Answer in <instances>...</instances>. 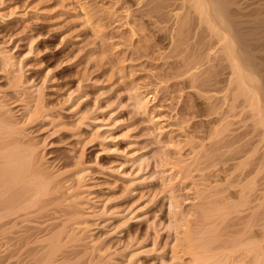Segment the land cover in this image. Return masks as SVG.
Here are the masks:
<instances>
[{
  "label": "rangeland",
  "instance_id": "1",
  "mask_svg": "<svg viewBox=\"0 0 264 264\" xmlns=\"http://www.w3.org/2000/svg\"><path fill=\"white\" fill-rule=\"evenodd\" d=\"M182 8L180 0H0V49L18 63L26 87L38 90L35 96L43 99L50 117L67 128L86 117L81 139L69 131L53 134L49 121L27 130L42 146L43 169L51 174L72 169L83 153L88 190L79 210L89 216V233L81 243L85 250L98 243L113 264H181L172 256L177 227L163 173L173 162L198 154L191 176L173 192L190 222H204L196 211V190L225 180L222 170L239 162L231 158L259 144L248 136L252 128L245 115L231 113L227 81L216 78L211 56L207 59L212 52L200 45L197 19L189 14L191 23L185 21ZM6 81L0 75V90L8 91ZM138 93L154 98L147 112L136 108ZM7 95L21 120L23 110L13 104L17 98ZM68 175L63 178L72 179ZM218 184L229 199V183ZM214 191L204 192V201L218 199ZM213 201L215 206L207 203V214L218 207L213 214L224 219L209 217L233 222L228 207ZM28 225L0 229V264L37 262L36 241L27 248L24 238L29 228L33 232L34 226L45 225ZM84 244L74 241L70 252L81 251ZM231 256L222 264L240 263L239 256ZM183 263L193 264L190 258Z\"/></svg>",
  "mask_w": 264,
  "mask_h": 264
},
{
  "label": "bare ground",
  "instance_id": "2",
  "mask_svg": "<svg viewBox=\"0 0 264 264\" xmlns=\"http://www.w3.org/2000/svg\"><path fill=\"white\" fill-rule=\"evenodd\" d=\"M180 1L185 13L187 12L185 21L191 23L189 14L191 18L192 14L195 16L194 20L197 19L195 28L199 31L198 36L200 34L202 43L200 45L209 46L208 49L212 52L207 59L211 56L210 62L214 64L216 78L225 77L227 81L225 94H228L226 97L231 113L238 111L245 115L246 124L252 128L251 136L249 133L248 136L252 139L253 134L259 144L256 146L257 149L252 146L254 148L252 152L248 146V151L244 150L237 153V156L234 155L231 161L239 162H234L235 165L230 169L222 170L223 174H226L223 181L229 183L232 189L229 199H225L223 195L225 191L220 190L221 184L218 183L223 182L221 179V181L218 179L214 186L210 184L205 186L206 188L196 190L197 204L200 206L198 205V208L196 204L198 210H195L197 213L201 211L199 217L201 216L200 219L203 218L204 222H196L195 216L196 220L190 222L192 218L180 209L181 205L173 192L175 190L173 186L184 184L191 176V167L196 163L198 154L194 153V157L192 155V160L189 161L182 159L173 162L168 167L170 169L162 174L163 184L172 194L170 212L177 227L175 228L177 242L172 252L173 261L184 264L186 258H190L193 264H222L223 259L229 263L228 257L236 255L239 256L237 257L240 260L239 264H264V0ZM17 66L18 63L13 57L0 49V75L5 76L8 91L17 98L13 103L14 107H21L23 110L21 120L17 119L6 101L8 91L0 90V223L3 225L0 224L1 228L16 226L19 222L33 224L31 226H34V222H40V226L45 225V222L49 223L41 228L34 226L36 234L29 228L33 234L28 230L30 233L24 238L26 247L33 241L38 245L35 264H113L106 260L110 255L108 257L109 252L104 251L108 250L104 248L103 251L99 245H95L98 243L88 244L92 242L91 240L87 243L88 247L91 245L90 250L88 248L85 250L84 240L89 233V216L81 214L83 212L79 209L87 201L84 195L88 190L85 180L89 170L85 166L83 153L78 160L75 159L72 169L51 174L43 169L42 146L30 139L27 130L40 122L49 121L53 134L69 131L81 139L80 130L86 117L81 115L79 121L69 128L51 118L44 107L43 99L35 96L38 90L31 91L26 87L24 72L18 70ZM134 100L138 110L147 112L154 98L138 93ZM219 131L221 129L218 132L215 130L216 135L220 134ZM254 140L253 138L251 141ZM258 150L262 151L260 155ZM68 174H71L72 179L65 180ZM231 179H234L233 182H230ZM209 189L216 192L218 199L214 196L212 198L216 199L215 204L218 202L217 204L225 206L224 209L228 207L229 213L233 215V222L214 221L218 214L213 212L215 213L218 207L207 214L206 206L211 200L208 203L204 201L206 200L204 197ZM218 206L220 208V205ZM209 211L211 212V208ZM241 213L247 214L242 218L239 217ZM136 215L137 212L131 220H134ZM211 215H215L216 218L209 217ZM220 216L217 220L224 219L223 215ZM225 228L233 231L229 234L234 235L229 236ZM223 232H227V235H223ZM40 234L43 235L42 238L38 237ZM74 241L78 246L79 243L85 245L83 251L78 249L70 252L69 245ZM34 246L36 245H31L36 248Z\"/></svg>",
  "mask_w": 264,
  "mask_h": 264
}]
</instances>
